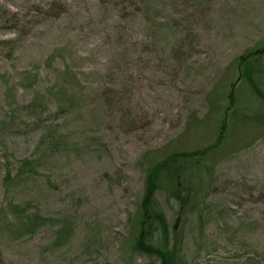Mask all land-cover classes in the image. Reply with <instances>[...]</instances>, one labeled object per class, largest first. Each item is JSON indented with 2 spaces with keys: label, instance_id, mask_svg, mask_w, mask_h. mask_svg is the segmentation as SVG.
I'll use <instances>...</instances> for the list:
<instances>
[{
  "label": "rangeland",
  "instance_id": "obj_1",
  "mask_svg": "<svg viewBox=\"0 0 264 264\" xmlns=\"http://www.w3.org/2000/svg\"><path fill=\"white\" fill-rule=\"evenodd\" d=\"M251 56L264 0H0V264H264V129L216 113ZM215 142L132 250L150 163Z\"/></svg>",
  "mask_w": 264,
  "mask_h": 264
},
{
  "label": "trees",
  "instance_id": "obj_2",
  "mask_svg": "<svg viewBox=\"0 0 264 264\" xmlns=\"http://www.w3.org/2000/svg\"><path fill=\"white\" fill-rule=\"evenodd\" d=\"M251 60L246 58L239 59V65L243 64V75L238 83L244 88V93L248 95L244 99H236L235 102L228 103L223 98L218 105L216 113H219L218 131L226 132L236 117V125L246 133L264 129V66L260 62L261 57H253ZM251 95V97L249 96ZM229 100H232V94ZM216 142L210 147H203L194 151H177L167 154L163 159L151 162L147 171L145 181V195L142 200L140 212L136 222V237L131 245V249L139 252H147L148 249L157 254H164L162 248H154L149 243L151 232L154 226L164 231V217L152 199L154 190L163 185L172 198L179 204L184 201L181 197V190H185L187 198H197L202 192V180L210 173L206 156L209 152L218 148ZM179 190V191H178ZM152 214H144L147 209ZM35 223L31 220L25 221L21 229L31 230ZM162 258V257H161Z\"/></svg>",
  "mask_w": 264,
  "mask_h": 264
}]
</instances>
